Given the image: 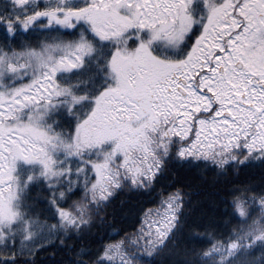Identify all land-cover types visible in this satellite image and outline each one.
Listing matches in <instances>:
<instances>
[{"label":"snow or ice","instance_id":"1","mask_svg":"<svg viewBox=\"0 0 264 264\" xmlns=\"http://www.w3.org/2000/svg\"><path fill=\"white\" fill-rule=\"evenodd\" d=\"M0 264H264V0H0Z\"/></svg>","mask_w":264,"mask_h":264}]
</instances>
